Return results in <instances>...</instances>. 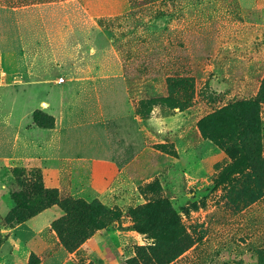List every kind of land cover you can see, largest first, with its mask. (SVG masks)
<instances>
[{"label":"rangeland","instance_id":"rangeland-1","mask_svg":"<svg viewBox=\"0 0 264 264\" xmlns=\"http://www.w3.org/2000/svg\"><path fill=\"white\" fill-rule=\"evenodd\" d=\"M0 48L117 66L149 134L100 197L11 168L0 264H264V0H0Z\"/></svg>","mask_w":264,"mask_h":264},{"label":"crops","instance_id":"crops-1","mask_svg":"<svg viewBox=\"0 0 264 264\" xmlns=\"http://www.w3.org/2000/svg\"><path fill=\"white\" fill-rule=\"evenodd\" d=\"M42 52L0 48V73L5 75L0 76V186L18 166L40 168L46 185L57 186L62 166L72 165V193L100 197L89 177L93 166L128 169L148 149L149 134L134 113L117 66L95 59L64 63L65 77L59 82L40 75L41 69L53 67ZM35 111L53 117L54 125L34 124Z\"/></svg>","mask_w":264,"mask_h":264},{"label":"trees","instance_id":"trees-1","mask_svg":"<svg viewBox=\"0 0 264 264\" xmlns=\"http://www.w3.org/2000/svg\"><path fill=\"white\" fill-rule=\"evenodd\" d=\"M41 118H43L44 121L41 122ZM33 122H34V124H36L39 127L51 128L54 125V118L51 116H48L46 114H43L40 111H35L33 113ZM261 166L263 167V170H264V161H261L260 163L257 164L258 169H261ZM14 197H16V196L14 195ZM13 199L15 200L16 205L17 204L19 205L21 203L19 198L17 199V197H16Z\"/></svg>","mask_w":264,"mask_h":264},{"label":"bare ground","instance_id":"bare-ground-1","mask_svg":"<svg viewBox=\"0 0 264 264\" xmlns=\"http://www.w3.org/2000/svg\"><path fill=\"white\" fill-rule=\"evenodd\" d=\"M80 127V126H79ZM93 127V126H92ZM89 128V127H88ZM98 128V127H97ZM79 129V128H78ZM71 130V129H70ZM100 130L101 129H99V132H100ZM80 134V133H79ZM100 136H101V134H100ZM104 136V135H103ZM102 137V136H101ZM96 141V140H95ZM107 141V140H106ZM124 141V140H123ZM91 142V141H90ZM111 142V141H110ZM125 142V141H124ZM107 143V142H106ZM111 144L114 146V143L113 142H111ZM110 144V145H111ZM123 144V143H122ZM121 145V144H120ZM81 146V145H80ZM94 147V146H93ZM122 147H124V144L122 145ZM128 147V146H127ZM117 148V147H116ZM121 149V147L120 148H118V151ZM128 148H126L125 150H127ZM112 150H114V148H112ZM61 151V150H60ZM80 151H81V149H80ZM100 151V150H99ZM130 151V150H129ZM86 152V151H85ZM112 152H114V151H112ZM116 152H117V149H116ZM92 153V152H91ZM115 153V152H114ZM113 153V154H114ZM120 153H121V151H120ZM125 153V152H124ZM118 155V154H117ZM121 155H123V153H121L120 155H118V156H121ZM125 155V154H124ZM129 154H127V156H128ZM124 157V156H123Z\"/></svg>","mask_w":264,"mask_h":264},{"label":"built area","instance_id":"built-area-1","mask_svg":"<svg viewBox=\"0 0 264 264\" xmlns=\"http://www.w3.org/2000/svg\"><path fill=\"white\" fill-rule=\"evenodd\" d=\"M59 82H63V78H60Z\"/></svg>","mask_w":264,"mask_h":264}]
</instances>
